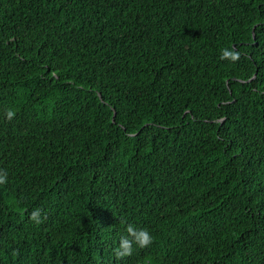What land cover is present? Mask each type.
<instances>
[{
    "label": "trees",
    "instance_id": "16d2710c",
    "mask_svg": "<svg viewBox=\"0 0 264 264\" xmlns=\"http://www.w3.org/2000/svg\"><path fill=\"white\" fill-rule=\"evenodd\" d=\"M0 169V264H264V0H0Z\"/></svg>",
    "mask_w": 264,
    "mask_h": 264
},
{
    "label": "clouds",
    "instance_id": "9594fccd",
    "mask_svg": "<svg viewBox=\"0 0 264 264\" xmlns=\"http://www.w3.org/2000/svg\"><path fill=\"white\" fill-rule=\"evenodd\" d=\"M241 53L230 49L223 48L221 50V59L236 62L240 59ZM14 116V112L10 109L7 112L8 119ZM9 182V174L6 170L0 169V186L7 185ZM30 220L36 225H40L44 220L43 210L39 207L34 208L30 213ZM124 226L122 234L119 236L115 250L116 256L119 258L132 256L137 248L143 249L153 244V235L149 229L145 227H137L133 223L121 220Z\"/></svg>",
    "mask_w": 264,
    "mask_h": 264
}]
</instances>
